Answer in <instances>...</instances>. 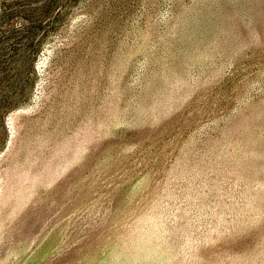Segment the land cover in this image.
<instances>
[{"label":"rangeland","instance_id":"374dc122","mask_svg":"<svg viewBox=\"0 0 264 264\" xmlns=\"http://www.w3.org/2000/svg\"><path fill=\"white\" fill-rule=\"evenodd\" d=\"M0 264H264V0H0Z\"/></svg>","mask_w":264,"mask_h":264}]
</instances>
